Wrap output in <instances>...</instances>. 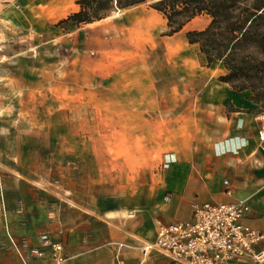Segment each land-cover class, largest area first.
Instances as JSON below:
<instances>
[{"label": "rangeland", "instance_id": "1", "mask_svg": "<svg viewBox=\"0 0 264 264\" xmlns=\"http://www.w3.org/2000/svg\"><path fill=\"white\" fill-rule=\"evenodd\" d=\"M40 1L0 0L1 176L19 174L51 189L75 173L83 184L111 182L116 188L128 182L131 187L159 183L167 147L154 149L149 141L173 138L166 131L171 115L157 112L160 127L135 130L130 126L135 117L145 121L151 113H134L133 108L160 106L166 99L160 90L190 85L179 80L182 64L200 48L184 50L182 41L187 33L208 27L211 18L187 24L165 55L163 40L171 36L166 18L152 8L154 1L123 10L105 0L87 5L91 17L102 19L79 26L63 21L78 14L80 5L54 20ZM212 68L218 80L228 75L220 62ZM249 85L247 79L234 83L237 88ZM245 91L255 98L250 89ZM185 97L170 98L191 102ZM255 104L264 115V102ZM126 123L127 129L120 128ZM137 135L143 141L136 145L133 140L128 148L136 152L143 142L144 161L130 163V169H141L146 176L106 178L123 171L120 160L126 148L121 142ZM111 155L113 163H105Z\"/></svg>", "mask_w": 264, "mask_h": 264}, {"label": "crops", "instance_id": "2", "mask_svg": "<svg viewBox=\"0 0 264 264\" xmlns=\"http://www.w3.org/2000/svg\"><path fill=\"white\" fill-rule=\"evenodd\" d=\"M78 1L40 2L54 20H62L79 7ZM180 34L182 31L163 40L165 55H170L169 44L177 42ZM182 43L184 50L199 49L188 40ZM189 63L183 61L185 69L179 80L190 85L156 90L166 98L160 106L133 108L134 113H151L146 122L135 117L130 124L135 130L160 127L157 112L171 115L166 131L173 138L149 141L154 149H160V144L167 147L163 153L167 165L159 183L131 187L128 182L116 188L111 182L105 186L83 184L75 173L51 189L19 174H0V264H22L12 240L20 247L37 248L45 234L62 243L67 264H175L155 252L145 256L143 247L155 241L159 225L189 220L193 206L199 203L248 201L252 211L245 222L264 236V144L258 140L264 115L246 91H235L215 77L212 67H203L198 51ZM179 94L191 102H171L170 97L177 101ZM123 127L127 129V123L120 125ZM155 137L159 139V135ZM143 139L138 135L123 139V171L106 178L146 176L141 169H130V163L144 161L143 142L136 152L128 148L133 140L138 145ZM112 161L111 155L105 163ZM226 181L231 196L225 194ZM257 249L264 250V239ZM25 255L29 264H52L49 255L37 260L28 251Z\"/></svg>", "mask_w": 264, "mask_h": 264}, {"label": "trees", "instance_id": "3", "mask_svg": "<svg viewBox=\"0 0 264 264\" xmlns=\"http://www.w3.org/2000/svg\"><path fill=\"white\" fill-rule=\"evenodd\" d=\"M103 0H80L78 14L64 20L75 25L92 24L102 18L91 17L86 6ZM118 9L154 1L152 8L167 20L168 36H174L202 16L211 18L208 27L187 33L189 44H197L200 64L211 68L215 62L223 64L228 75L220 82L230 84L238 92L250 89L258 104L264 102V0H105ZM62 23V24H63ZM247 79L251 85L234 86Z\"/></svg>", "mask_w": 264, "mask_h": 264}, {"label": "built area", "instance_id": "4", "mask_svg": "<svg viewBox=\"0 0 264 264\" xmlns=\"http://www.w3.org/2000/svg\"><path fill=\"white\" fill-rule=\"evenodd\" d=\"M258 140L264 144V118L259 125ZM224 187L225 194L231 196L228 181L224 182ZM251 211L246 200L195 204L189 220L159 225L155 241L144 245L143 254H162L175 264H243L247 261L264 264V250L257 249L264 236L245 222ZM12 246L22 264H29L27 251L33 260L49 255L52 264L68 262L62 243L46 234L37 248L20 247L13 240Z\"/></svg>", "mask_w": 264, "mask_h": 264}]
</instances>
